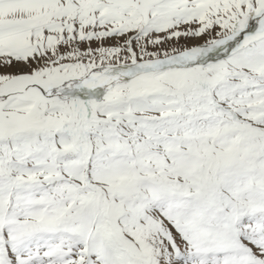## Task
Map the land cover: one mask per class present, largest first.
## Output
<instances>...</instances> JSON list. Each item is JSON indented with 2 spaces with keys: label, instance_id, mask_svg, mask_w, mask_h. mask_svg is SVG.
Returning <instances> with one entry per match:
<instances>
[{
  "label": "snow or ice",
  "instance_id": "6c2138e0",
  "mask_svg": "<svg viewBox=\"0 0 264 264\" xmlns=\"http://www.w3.org/2000/svg\"><path fill=\"white\" fill-rule=\"evenodd\" d=\"M0 264H264V0H0Z\"/></svg>",
  "mask_w": 264,
  "mask_h": 264
}]
</instances>
